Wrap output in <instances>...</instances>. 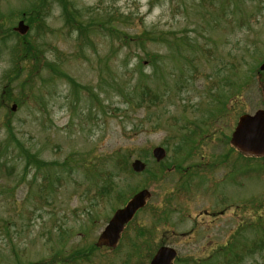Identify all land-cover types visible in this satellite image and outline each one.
<instances>
[{"label": "rangeland", "instance_id": "1", "mask_svg": "<svg viewBox=\"0 0 264 264\" xmlns=\"http://www.w3.org/2000/svg\"><path fill=\"white\" fill-rule=\"evenodd\" d=\"M69 1L85 22H95L93 33L80 49L60 7L51 3L37 43L77 86L43 71L36 78L45 86L36 88L34 77L31 89L25 85L20 90L25 104L8 115L17 138L46 164L35 181L34 169L24 176L22 160L0 173V264H51L58 256L75 255L81 258L65 264H142L161 244L176 251L174 264H219L226 254H215L227 243L239 253L234 264H264V249L249 255L240 247L262 237L255 221L264 216L258 201L264 199V169L250 168H264V161L251 163L236 151L228 158L230 148L223 143V134L230 136L240 114L264 109L257 86L259 80L264 86V74L258 73L264 61V0ZM35 2L0 0V26L16 28L22 20L29 29L25 40L35 41L30 29L36 17L23 16H29ZM100 22L131 36L150 32L157 40L144 48L126 44L117 35H106ZM0 40L1 92L19 39L0 35ZM146 87L160 104L135 103L137 92ZM217 94L223 104L216 116L225 114L222 121L211 114ZM5 117L0 109V125ZM155 122L157 131H148ZM196 126L199 132L192 135ZM182 134L192 135L185 150L195 147L183 163L184 172L168 168L174 155L166 151L161 161L166 169L154 180L159 167L152 149L172 150L184 140ZM5 137L0 128V142ZM116 153L125 154L130 169L140 159L151 173L115 170ZM111 172L125 190L147 189L151 197L118 249L95 251L98 234L126 202L115 206L96 198ZM139 228L152 237L139 240Z\"/></svg>", "mask_w": 264, "mask_h": 264}, {"label": "trees", "instance_id": "2", "mask_svg": "<svg viewBox=\"0 0 264 264\" xmlns=\"http://www.w3.org/2000/svg\"><path fill=\"white\" fill-rule=\"evenodd\" d=\"M264 1H262L263 3ZM51 3H57V5L61 9L62 17L64 20V25L66 28H68L70 31L74 32L76 34V39L79 41L78 42V47L81 49L83 46H86V42L90 40L89 34L93 33V27L95 22L90 21V22H85L81 17L80 12L72 5V3L69 0H36L32 8L29 10V16L26 14H23L24 18L27 19L28 17H36L33 19L35 22V25L33 28L30 30L35 32L36 40L32 41L30 39L25 40L27 37L26 35L24 36H19L15 32L14 28H9V29H3L2 26H0V35L3 37H11L12 35H16L19 39V43L17 47L12 51V66L11 68L6 72V77L7 79L9 78L8 82H5L2 86L1 92H0V109H3L6 117L3 119L1 122L0 128L4 130L6 133V137L3 141L0 142V173L3 172V170H13L10 168H7V165L12 164L13 162H19L22 160L23 162V170H24V176L26 177L27 174L34 169L33 171V178L34 181L37 180L38 176V171L39 167L42 165H45L46 162H43L39 160L33 153H31L24 145L23 143L17 138L15 134V127L11 120L8 119V115H13L11 111L12 104H14L17 108H21L25 102L23 101V97L25 96H20V90L25 87V85L29 86V83L32 81V79L35 77H38L43 71H49L53 75H56L57 77H62L64 78L67 83L70 86L76 87L77 84L73 80L72 77L69 75H66L65 73L61 72L56 63L47 60L44 57V51L43 49L38 45L37 39L45 32V27H47L45 21H46V15L49 12V8ZM238 3V1H237ZM21 16V18H23ZM115 25V24H113ZM100 28L106 32L105 34L110 36L111 35H117L120 39L124 40L126 44H137L141 48H144L145 44L148 42H153L156 41L157 38L150 32H142L140 34H137L135 36H131L128 33H126L123 30H117L115 28H112L111 24L105 23L103 26V23L100 22L99 24ZM109 32V33H108ZM160 39V38H159ZM1 41V40H0ZM156 57H159L156 55ZM154 63L157 64L158 60L154 58ZM140 65V63H139ZM26 74V75H25ZM24 76V78H21V76ZM36 84L34 85L36 88L45 86V83L43 84L42 79H35ZM260 83V80H259ZM235 85V84H233ZM30 89L32 87L29 86ZM18 91V96H14L13 93L14 91ZM95 99H98L97 96H94ZM216 98V104L215 106L216 109L213 113L214 114V120H223L225 117V114L222 115L220 118H217L216 112L222 107V97L221 95H215ZM238 95H235L232 97L234 99V103L237 101ZM160 98L156 94H152L150 90L146 87L145 89H140L139 92H137L136 95V101L135 103L138 106H142L143 104H149V105H158L160 104ZM101 105V104H100ZM104 110L103 108H101ZM196 125L198 123L196 121H193ZM149 128L148 131H157L158 129V122L155 123H149ZM148 126V125H147ZM199 126V125H198ZM196 126L194 130H192V135H195L199 132V127L201 126ZM136 127H138L136 125ZM198 127V128H197ZM192 135H184L182 134L181 136L183 137V141L179 140V143L174 144L172 147V150H170V147L167 146V150L171 153H173V157H169L172 159L171 164L168 165V168L174 167L175 171H179L184 169L183 168V163L184 161H187L189 158L191 159L193 156V152L195 151L194 144L191 147L190 150H185V147L188 145V141L191 140L190 136ZM226 138V137H225ZM184 142V143H183ZM225 139L223 143H225ZM231 151V150H229ZM149 155V153H148ZM252 159L250 162L256 163L257 160H262L263 159H255V158H250ZM112 161L114 163V169L117 171H129L131 175H139L134 173L128 166V159L124 155L116 153L112 157ZM218 164H221L220 162H217ZM21 164V163H20ZM165 162H159L157 166L159 167V170L155 173L152 174V177H154V180L159 179V176H162L164 173V170L166 167L164 166ZM261 166V165H260ZM257 164L252 165L250 168L252 172H255L261 169H264L262 166L260 168ZM199 167V166H198ZM190 169V167L186 168L185 170ZM181 172H184L182 170ZM150 169L146 165V169L141 173V175H146L150 174ZM183 176V173H182ZM181 189L185 190L186 184H183L181 182ZM180 189V190H181ZM180 190L177 191V193H180ZM136 192V189H132L131 187L128 190H125L123 188L122 183H120L119 179H116V177L111 174L103 181V184H101L98 187L97 193H96V198L99 197L100 200H112L115 203V206L123 204L125 201H127L130 196H132ZM132 193V194H131ZM259 205L263 204L264 205V199L260 201L258 199ZM148 201L144 208L140 210L139 212H142L148 208L147 206ZM138 212V213H139ZM264 216L260 215L257 217L255 221V226L258 227V231L262 234V237L258 240H255L251 243V245L246 246L243 244H240V247L242 250L249 254L252 255L258 250H263L264 249ZM136 220V217H134L131 222L126 225L124 232L129 228L130 225H132ZM123 232V234H124ZM122 234V235H123ZM152 237V234L148 230H143L141 228L137 229V238L139 240H147L148 238ZM145 238V239H144ZM119 247H117L118 249ZM98 250L95 248V251ZM217 254L215 255H222L226 254L224 257V260L220 262L219 264H234L235 263V258L239 255L238 251L236 250V246L231 245V243H227L226 245L218 248V251L216 252ZM216 256V257H217ZM150 257V256H149ZM78 258H81L79 255H75L73 258L67 257L66 259H58L52 260L51 264H65L68 261H71L74 263V261H78ZM17 263L18 261L15 260ZM238 261H236L237 263ZM18 264V263H17ZM193 264H196L193 262ZM206 264V263H203Z\"/></svg>", "mask_w": 264, "mask_h": 264}, {"label": "water", "instance_id": "3", "mask_svg": "<svg viewBox=\"0 0 264 264\" xmlns=\"http://www.w3.org/2000/svg\"><path fill=\"white\" fill-rule=\"evenodd\" d=\"M16 30L18 33L24 34L28 28L22 21H19ZM259 69L264 71V62ZM14 108L13 106L12 109L14 110ZM230 144L244 154L264 156V110H258L253 115H241L231 134ZM152 156L156 161H160L164 158L165 151L161 147H155L152 149ZM131 168L134 172L139 173L144 170L145 165L136 159L131 163ZM149 196L150 193L147 190H140L122 208L117 209L100 232L96 246L114 248L124 225L145 205ZM175 255L176 252L172 248L162 246L156 251L149 264H171Z\"/></svg>", "mask_w": 264, "mask_h": 264}]
</instances>
